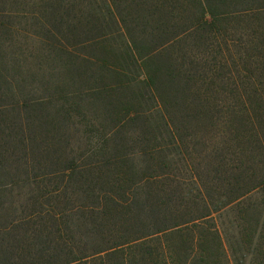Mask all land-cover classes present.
Returning <instances> with one entry per match:
<instances>
[{
  "label": "trees",
  "instance_id": "1",
  "mask_svg": "<svg viewBox=\"0 0 264 264\" xmlns=\"http://www.w3.org/2000/svg\"><path fill=\"white\" fill-rule=\"evenodd\" d=\"M47 1L0 0V264H264V0Z\"/></svg>",
  "mask_w": 264,
  "mask_h": 264
},
{
  "label": "rangeland",
  "instance_id": "2",
  "mask_svg": "<svg viewBox=\"0 0 264 264\" xmlns=\"http://www.w3.org/2000/svg\"><path fill=\"white\" fill-rule=\"evenodd\" d=\"M47 0H1V18L3 16L13 15V17L8 20L9 23L12 21L15 22L18 31L20 30L23 34L30 35L32 32V26L29 21H36V16L32 17V15H28V11H37L42 13L41 8L44 5L43 2ZM32 19V20H31ZM235 36L239 37L235 34ZM240 38V37H239ZM236 47L237 45H233ZM236 52V50H234ZM264 88V87H263ZM191 132V131H190ZM224 147L229 148L232 146L224 145ZM225 148L226 153L223 154V157L228 156V152ZM230 220H227V222Z\"/></svg>",
  "mask_w": 264,
  "mask_h": 264
}]
</instances>
